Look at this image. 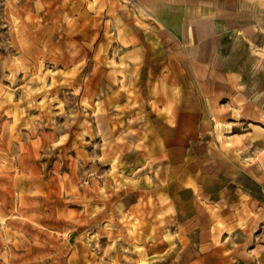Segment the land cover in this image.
I'll use <instances>...</instances> for the list:
<instances>
[{
  "label": "rangeland",
  "instance_id": "rangeland-1",
  "mask_svg": "<svg viewBox=\"0 0 264 264\" xmlns=\"http://www.w3.org/2000/svg\"><path fill=\"white\" fill-rule=\"evenodd\" d=\"M127 4L0 0V264H192L128 207L148 200L154 216L183 177L161 175L135 122H119V105L156 83L128 79ZM244 9L243 47L227 58L240 51L241 79L194 82L212 140L264 153V0Z\"/></svg>",
  "mask_w": 264,
  "mask_h": 264
},
{
  "label": "crops",
  "instance_id": "crops-1",
  "mask_svg": "<svg viewBox=\"0 0 264 264\" xmlns=\"http://www.w3.org/2000/svg\"><path fill=\"white\" fill-rule=\"evenodd\" d=\"M247 2L128 0L120 29L128 79L156 83L141 102L119 105L128 112L119 122H135L161 175L183 177L181 186L161 192L154 216L148 200L128 207L148 224L145 236L162 224L168 254L189 256L192 264H264V153L227 150L212 140L202 114L210 110L202 102L207 92L194 82L241 79L230 64L241 62L240 51L227 58L243 47ZM174 220L175 231L168 227Z\"/></svg>",
  "mask_w": 264,
  "mask_h": 264
}]
</instances>
